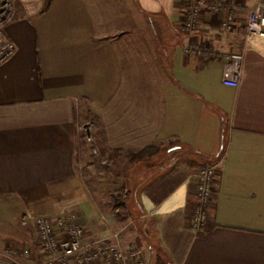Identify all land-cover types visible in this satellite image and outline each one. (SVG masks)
<instances>
[{
    "label": "crops",
    "instance_id": "0c3cea01",
    "mask_svg": "<svg viewBox=\"0 0 264 264\" xmlns=\"http://www.w3.org/2000/svg\"><path fill=\"white\" fill-rule=\"evenodd\" d=\"M15 1L5 30L16 54L0 66V212L22 221L5 244L37 253L18 263L44 259L34 217L76 211L88 239L129 251L143 233L168 264H264V37L245 28L264 0H243L229 32L207 0L193 35L188 0H52L47 10L45 0ZM191 41L243 53L238 86L223 83L224 58L187 54ZM90 112L95 162L78 144ZM205 165L217 173L197 233L194 175ZM104 184L127 189V218L117 204L104 209ZM135 221L143 230L127 236Z\"/></svg>",
    "mask_w": 264,
    "mask_h": 264
},
{
    "label": "built area",
    "instance_id": "2783aa9c",
    "mask_svg": "<svg viewBox=\"0 0 264 264\" xmlns=\"http://www.w3.org/2000/svg\"><path fill=\"white\" fill-rule=\"evenodd\" d=\"M207 0H188L184 13L183 28L194 34L198 20L207 7ZM212 14L225 12L220 30L233 31L236 26L237 12L245 9L243 0H215L209 5ZM15 0H0V66L16 54V44L7 35L5 26L16 14ZM247 35L257 34L264 37V5H255L247 12ZM186 53L200 58H224L223 83L237 87L242 74L244 56L241 52L224 53L215 49L208 42L191 41L186 47ZM93 125L81 128L86 133L87 147L91 155H100V145ZM216 167L205 165L195 173L196 192L195 204L191 215V228L203 232L210 220L209 206L216 177ZM39 246L44 255L41 264H149L142 253L132 248L124 250L110 238H87V232L79 221V214L71 211L63 216H36L32 220ZM29 222L28 217L23 223ZM5 253L9 256H21L27 260L32 257L29 249L7 247Z\"/></svg>",
    "mask_w": 264,
    "mask_h": 264
},
{
    "label": "rangeland",
    "instance_id": "374dc122",
    "mask_svg": "<svg viewBox=\"0 0 264 264\" xmlns=\"http://www.w3.org/2000/svg\"><path fill=\"white\" fill-rule=\"evenodd\" d=\"M87 117H88V122L86 123V125H94V123L92 121L91 112L88 114ZM93 130H94V128H93ZM100 150H101V148H100ZM87 152L89 154V158L87 159L88 161L91 160V162L92 161L95 162L96 159L101 157V155H99L98 157L91 155L90 151L88 150V147H87ZM171 156H175V155L173 154ZM91 162H89V163H91ZM90 174L92 177H94L93 179H89V183H90L91 187H95L94 189H97V187L102 188L103 185L101 186V182H103V180L101 181L99 179H96V175H95L96 173H94V172L93 173L91 172ZM109 188H111V187H109L108 184H104L103 193H101L99 195L100 201L106 202V203H104V207H105L104 209H106V210L110 209L109 208L110 206L107 207L106 205L112 203L115 199H117V202H118L117 206H119V209H120L119 212L117 213V215L119 217H121V215L123 214L126 217L127 213H126L125 206L127 204H129V201H130L129 192L127 191V189L124 186L121 188L117 187L118 189L116 192H112ZM110 192H112V193H110ZM106 214H108V212H106ZM0 216H1L0 217V264H19L18 263L19 260H21V258L22 259H24V258L21 256H17V257L9 256L5 253V249L7 247H16V248H20V247H18V245H15L12 242L7 243V244H5V242L11 238L9 232L10 233L13 232L12 230H14V228H16V226L22 225L21 215L18 216L16 212H9V213L8 212H0ZM3 216H5L7 218H5V220H4L2 218ZM31 223H32V221H31ZM141 224L142 223H140L139 221L138 222L135 221L134 223L129 224V226L126 227V229H125L127 236L133 235L134 237H137L138 236L137 234L141 230L140 228H142ZM31 226H32V229L34 230L33 225H31ZM142 230H143V228H142ZM139 237H140L141 241L140 240H139V242L136 241V243L131 242V244H130L131 247L132 246L136 247L142 253V255L146 258V260H148L150 262V264H163L166 261L163 254L160 253L154 257L150 256V252L148 250V243H147L146 238H145L146 236L143 233H141V234H139ZM30 250L32 251V257L29 260L32 261L33 259L35 260L37 253H36V250L34 247H32ZM37 250H38V248H37Z\"/></svg>",
    "mask_w": 264,
    "mask_h": 264
},
{
    "label": "trees",
    "instance_id": "16d2710c",
    "mask_svg": "<svg viewBox=\"0 0 264 264\" xmlns=\"http://www.w3.org/2000/svg\"><path fill=\"white\" fill-rule=\"evenodd\" d=\"M51 3H52V0H45L43 10H47L51 6ZM93 132L95 133V131H93ZM78 144H79L80 150L87 149V141H86V133L85 132L80 131L78 133ZM149 149L150 148L144 149L141 152H139L138 154L131 155V157L133 159L140 158V157L144 156L145 153L147 152V150H149ZM117 203H118L117 199H115L112 203L107 204L106 206L109 207V206L115 205ZM163 264H168V263L164 262Z\"/></svg>",
    "mask_w": 264,
    "mask_h": 264
}]
</instances>
